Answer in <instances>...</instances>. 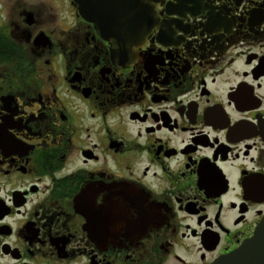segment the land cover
<instances>
[{
  "label": "flooded vegetation",
  "instance_id": "af4514ba",
  "mask_svg": "<svg viewBox=\"0 0 264 264\" xmlns=\"http://www.w3.org/2000/svg\"><path fill=\"white\" fill-rule=\"evenodd\" d=\"M263 222L264 0H0V264H215Z\"/></svg>",
  "mask_w": 264,
  "mask_h": 264
},
{
  "label": "water",
  "instance_id": "95a60500",
  "mask_svg": "<svg viewBox=\"0 0 264 264\" xmlns=\"http://www.w3.org/2000/svg\"><path fill=\"white\" fill-rule=\"evenodd\" d=\"M111 38L113 39L111 36L108 37L110 41ZM215 264H264V222L260 225L252 240L235 253L218 260Z\"/></svg>",
  "mask_w": 264,
  "mask_h": 264
}]
</instances>
